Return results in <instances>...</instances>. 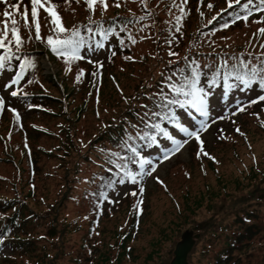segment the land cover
<instances>
[{"label": "rangeland", "instance_id": "obj_1", "mask_svg": "<svg viewBox=\"0 0 264 264\" xmlns=\"http://www.w3.org/2000/svg\"><path fill=\"white\" fill-rule=\"evenodd\" d=\"M150 1L153 5L148 6L154 12V18L157 20L154 25L151 23L152 26L155 27L158 24L157 22L163 23V20L166 22L172 21L169 6H166L167 4L171 5V0ZM218 1L213 9L208 10L209 13H217L224 3L226 4V0ZM15 2L17 0H9V3ZM209 2L214 4L215 0H204V3H201L200 0H189L186 9H189V7L199 9ZM24 3L27 4L28 0H24ZM55 3L59 5L58 10L61 15L69 8L65 5L64 0H55ZM75 3V0H72L69 8L70 12L62 16L65 26L68 23H76L86 16V5L84 4L77 10L73 7ZM108 3L110 7L105 12L107 14L115 8L111 6L114 1L108 0ZM0 4L1 15L6 5ZM125 5L130 8L129 10L132 13L141 15L144 12L143 8L138 3L132 2V0H128ZM73 9L76 10L75 13H72ZM99 9L101 8L98 6L97 10ZM201 11L203 9H200ZM173 12H175V9H173ZM94 15H96V12ZM205 15L206 13H204ZM255 19H258V17H250L247 23L241 21L233 24L223 33L218 31L221 33V36L217 37L218 40L241 45L252 41V45L259 49L258 45L264 43V37L257 40L253 37V33H256L257 29L264 27V25L253 23L252 21ZM167 25L169 28L172 27L171 23H167ZM138 28L139 25H136L131 30L138 42L132 45L127 41V36L124 37L127 46L118 44L115 56L108 49H96L94 52L86 53L91 60L102 62L103 68L100 70L101 75L99 77L92 76V73L97 69L94 63H88V59L73 62L71 71L66 70L68 65L64 63L63 72L60 70V65L50 59L43 50L45 56L42 64H40L41 73L46 76L50 84L39 83V85L44 89H46V85L48 87L51 85L56 89L54 80L50 79L48 74L58 75L59 80L66 87V95L61 99V104L64 102L67 112L56 113L54 117L45 113H40L41 116H38L39 112H29L26 116L30 120L25 123H17L14 118L4 119V117H0V121H2L0 124V197L12 198L17 195L20 200H27L29 210L38 211L40 215L44 214L43 222L50 220L60 224L59 221H62L66 225L67 222L78 217L81 226L87 221L85 211L88 210V206L83 200L75 198V196L83 195L85 192L92 190L94 184L91 178L96 174L99 158L90 155V161L81 164L77 173L76 168L72 167L78 157L76 152L81 154L86 152L88 145L94 139V135L102 128L103 124L124 111L129 99L137 90L143 87L146 77L149 78L151 70L155 73L164 68L162 60H166V53H158L155 50V48H160L159 44L163 40L160 39L159 34L152 41L151 38L141 40V36L151 37L148 35L150 27L145 29L144 32H139ZM154 32L157 33V27ZM24 34V30H22V35ZM45 34H48V32H45ZM155 41H158V43ZM125 49L129 51H124ZM258 51H261V49ZM154 53L155 58L153 59L151 56ZM144 55L148 56L146 61L141 59ZM125 56H131L134 59L126 60L124 59ZM155 63L158 65V70L154 69ZM80 69L84 70V76L80 82H77L76 75ZM6 74L8 75L5 78L1 77L0 79V95L5 100L9 97V90L17 89L15 86L11 89L4 88L6 83H10L11 75ZM33 86L34 84L29 89ZM258 95H261V91L257 88L254 91L232 90L228 96L224 95V90H214L209 98L211 116L214 114L213 118H216L221 114L226 116L232 114L236 111L237 102L241 105L248 104L250 100L256 99ZM52 106L56 108L57 105L52 103ZM9 116H14V114ZM21 119L23 120V116H21ZM261 119H264V107L252 105L241 116L230 119L231 124L226 128V131H229L239 141L240 146L236 154L232 145L226 143L231 151L229 157L220 153L223 143H220V139H216L218 131H213L216 123L211 124L201 138L205 142V151L210 156L213 154L215 157L211 162L214 167L208 161H205L210 156L200 155L198 157L199 145L194 139L180 152L163 162H160L162 153L157 149H152L151 155L147 154L153 162L158 164V167L151 177L146 176L142 181L146 192L144 191L141 199L143 203L147 204V209L137 235L138 250L132 253L130 258L127 257V259L122 260L121 264H170L177 242L181 239L185 230L191 229L195 221H210L209 218L214 211L220 212V217H223L222 213L227 212L217 209L220 207L218 206L220 203L228 206L229 209L233 207V210L240 205L238 199L241 197H232L237 192V186L225 181L228 192L226 193L222 191L223 180H231L239 184L253 183L249 185L248 190L250 191V189H255L254 182H256V179L249 178V175L256 170L255 167H260L263 170L261 176L264 175V128L260 127ZM226 121L227 119H224L222 123ZM241 124L246 127L250 124V140L253 142V148L249 150H253L258 155V166L252 161V153L248 152V148H242L243 135L235 131L237 127L243 130L240 127ZM29 126L33 127L26 130ZM60 130L69 132V137L62 135L60 139V146L68 152L62 166H60V162L64 158L55 155L61 154V152L55 150L61 134ZM43 131L46 134L38 133ZM9 132H11V138H9ZM178 138L182 137L178 136ZM162 143V146L166 144L165 141H162ZM40 146H45L48 150L54 149V154L48 155V150L44 151ZM108 149L114 150L112 146H109ZM29 158L34 160L32 168V161H29ZM203 163L207 170L203 168ZM71 168L73 169L71 170ZM156 177H159V181L163 183L161 184ZM134 186L131 183L118 186L111 195V201L116 203L121 200L123 203L115 207L111 219L107 218L104 221L112 220L115 225L125 227L130 221L128 218L133 210L138 216L139 210L134 207L137 200H139L137 196L124 199L125 193H130ZM163 188L174 193L180 203V209L175 207L173 200L168 197ZM211 191L214 194H211ZM257 194L258 197L254 198L252 202L258 210L255 217L256 227L260 228L259 233L255 236L258 241L249 246L248 251L241 255V264H264V190L258 191ZM111 203L113 204V202ZM199 203L204 205L201 206ZM108 204L107 201L106 205ZM209 204L213 208L212 213L207 208ZM231 216L232 214H227L225 221ZM91 219L94 220L95 215H92ZM181 222L183 223L180 226L179 223ZM70 227L71 225L66 227V230L69 229L66 236L54 240L52 238L54 232L49 233L40 225H31V231H36L37 235L41 234L40 232H45L48 234V239L44 238L41 241L36 239L33 252L30 255L5 256L0 260V264H74L73 261L77 259L76 251L80 249L84 255H89V251L92 250L95 243H86L85 240H81L83 234L88 237V228L86 230L81 229L78 232L76 230L72 231ZM83 227L86 228L85 225ZM228 233L236 235L232 231H228ZM93 236L97 235L94 231H91V237ZM107 236L105 241L103 240L106 244L108 243ZM81 243L83 246L81 245L80 248ZM112 243L114 242L110 241L109 245L112 246ZM202 246L203 241L195 244L194 249L189 254L190 262H197L198 253ZM246 249L244 248V250ZM7 252L8 249H5L3 253L0 252V258L7 255Z\"/></svg>", "mask_w": 264, "mask_h": 264}, {"label": "snow or ice", "instance_id": "obj_2", "mask_svg": "<svg viewBox=\"0 0 264 264\" xmlns=\"http://www.w3.org/2000/svg\"><path fill=\"white\" fill-rule=\"evenodd\" d=\"M77 4L81 0H75ZM134 3L143 8V14L137 16L129 10L128 17H114L111 18L107 26L103 20L104 13L107 12L110 5L108 0H84L88 16L87 24L74 25L71 28L66 27L63 17L59 12V5L55 0H28L25 4L24 0H17L15 3H9V0H0V3L6 5L0 19V71H5L11 62L15 59L19 61V71L11 78L10 83L4 85L5 89H11L13 86L19 85L24 79L28 70L36 67L35 61L30 59L27 55H19L26 43L25 37L22 35V30H27L29 35L28 40L35 39L41 41L45 39L42 37L41 20L46 19L49 26V33L46 36L45 42L50 51L58 58H61L68 65L67 71H71L73 62L88 59V63H94L97 71L92 73L93 77L101 75L103 64L100 61H93L87 57L86 53L94 52L96 49H103L105 42L111 36H119L121 33L127 34V41L135 45L138 41L131 32L130 26L139 25L138 31L144 32L145 29L152 25L143 23L152 19V24H155L154 12L149 8L150 0H132ZM204 3V0H200ZM67 7L70 8L72 0H64ZM128 0H114L111 6L121 8ZM189 0H171L169 6V14L172 16V28L168 31L173 33L170 38H166V43L171 46L176 39V35L182 32L184 21L189 15L186 10ZM227 7L217 12L207 24H212L218 18H221L223 13H228L232 17L231 22L225 21L220 24L221 29H227L238 21L247 23L249 18L255 14H264V0H226ZM102 9L101 20L93 19L97 7ZM207 8L212 9L214 5L207 3ZM175 9V12H173ZM229 10H232L229 12ZM75 11L74 9L72 10ZM46 14V15H43ZM200 16L204 13L201 11ZM174 21V23H173ZM253 23L264 25V15H259L258 19L252 21ZM207 26V25H205ZM83 29V33H82ZM34 34V37H33ZM97 36L99 39H97ZM253 37L259 40L264 37V27H259ZM149 36H141L140 39H150ZM118 43L121 46H127L125 39H120ZM249 44L253 47L252 41ZM261 51H250L247 53H240L223 59L216 67L208 64L201 65L196 60H189L184 57V66L179 67V61L169 60V64H176L167 75L161 73L163 78L162 85L158 92L151 94L153 100L152 107L148 105H141L145 109L143 114H138L139 124H131L133 131L125 132V135L120 138L116 145V150L102 149L105 153V164L110 167L107 171L115 175L105 181L101 178V189L98 193H94L100 203L109 200L107 190H114L116 185H125L131 183L132 185H139L138 191L134 190L125 195L142 196L145 189L142 181L146 176L151 177L156 172L158 164L153 162L151 158L142 154L145 149L156 147L157 151L161 152L160 162L170 159L173 155L180 152L191 140L198 142L199 151L198 157L203 155L209 157L210 154L205 151V142L202 140V134L206 132L212 123L216 120L211 119L210 111V96L212 88L216 87L221 82L223 83L224 95L228 96L232 90L240 91H254V85L264 91V43L258 45ZM83 50V51H82ZM115 56V51L112 52ZM168 55L178 56L179 54L169 48ZM247 56V59H245ZM126 60H133L134 57L125 56ZM234 61L230 63L229 61ZM205 70H208L207 72ZM202 84V77H208ZM84 76V70L80 69L76 75V81L80 82ZM28 84L34 83L32 79L27 80ZM167 89V91L165 90ZM23 93V89H16L10 91L12 97H17ZM27 95V93H23ZM264 102V94L258 95L256 99H252L248 104L241 105L237 102L236 111L232 115L246 111L247 107L252 104ZM32 107V105H30ZM5 110V98L0 96V113ZM14 114V120L19 123L21 116L15 109H10ZM181 110V111H178ZM195 113L196 115H194ZM197 116L199 119H197ZM188 117V119H185ZM225 116L216 117L217 120L225 119ZM171 126L172 131L169 130ZM264 126V122H262ZM237 133H241L239 127L235 129ZM182 137V138H178ZM11 138V132H9ZM166 142L161 147V139ZM27 146V145H26ZM213 160L214 157H211ZM133 167L138 170L134 171ZM159 181V177H156ZM161 184L162 181H159ZM115 202V201H111ZM143 200H137L134 205L135 208L142 211L141 205Z\"/></svg>", "mask_w": 264, "mask_h": 264}, {"label": "trees", "instance_id": "obj_3", "mask_svg": "<svg viewBox=\"0 0 264 264\" xmlns=\"http://www.w3.org/2000/svg\"><path fill=\"white\" fill-rule=\"evenodd\" d=\"M114 1V0H112ZM219 2L215 0V4ZM84 5V0H81L79 4L75 3L73 5L74 9L82 7ZM153 5V4H151ZM166 6H170L167 4ZM219 6V5H218ZM227 4L224 3L221 9L226 8ZM127 5L122 6L121 8H114L111 13H104L103 20L105 21V26H107L108 22H110L111 18L114 17H128L130 13L123 14L124 12L128 11ZM200 9H203V13H206L205 16H200ZM213 9V8H212ZM220 9V10H221ZM189 12L188 17L184 21V25L182 28V32L175 34L176 39L171 46H169L165 41L166 38H170L173 33L168 31L169 26L167 25L166 21L163 20V23L157 22L156 26H151L153 30L157 27V34H159L160 38L163 40V44L165 46L164 53H166V60H162L164 62V68L159 70L157 74L151 73V78L146 77L144 82V86L137 90L140 92L134 93L132 98L129 99L126 108L123 112L117 115L115 118H111L107 120L102 128H100L97 133L94 135L93 141L88 145V149L84 153H79L77 159L74 161L72 167H75L78 173L79 166L85 162L90 161V155H95L99 158L97 163L98 169L96 170L95 176H92L91 181L94 184L91 191L85 192L83 195L75 196V198L83 200L87 206L88 210L85 211L86 218L88 217L87 225L84 223L80 226L79 218L76 217L73 221L67 222L68 224L62 223L59 221L60 224L56 221L47 220L43 222L44 214H39L38 211L29 210L28 209V202L27 200H20L19 196L15 195L12 198H4L0 197V244L2 246H6L7 243H10V250L12 253L18 254L20 252L30 251L32 246L35 244L36 239L41 240L39 235H37L36 231H31V225H40L49 233H53L54 235L58 236V239L61 236H66L69 232L68 227L71 225L72 231L76 230L80 232L81 229L88 228V237L83 234L81 240H85V242H93L95 243L92 247V251L89 255H84L81 250L77 253V259L73 261L74 264H109V263H118L121 264L122 260L131 257L132 253L138 250L137 245V235L139 233L140 219L141 216L138 214L136 216L135 210L131 212V216L128 218L130 219L127 226L123 227L122 225H115L112 220L104 221L105 219H111L112 209L109 208L110 204L107 206L106 211L103 212V204L104 202L100 203L98 198L94 196V193H98L101 189L99 185L101 184V178L107 181L109 178L114 177L115 169L112 173L107 171V168L110 167L109 165L105 164V153L102 152V149H108L109 146H112L114 150H116V145L119 142L120 138L125 135L127 131H133L130 127L131 124H139L138 114H143L145 109L141 107L142 103L144 105H148L152 107L153 100L150 98L152 93L158 92L161 85L163 78L161 73L165 75L169 74L171 70L177 67L176 64L170 65L168 62L169 60L172 61H179V67L184 66V57H188L189 60H196L201 65L208 64L212 67H216L219 63L223 61V59L227 57H231L233 55H238L240 53H247L250 51L259 52L258 48L250 46L249 42L241 44H229L223 40H218L221 36V33L225 32L226 29H221L220 24L228 21L231 22L232 17L229 16L228 13H223L221 18H218L212 24H207V21L214 16V13H209V8L206 5L201 6L199 9L196 7H189L186 9ZM220 10L218 12H220ZM70 9L67 8L63 13H69ZM76 11V10H75ZM75 11L72 13H75ZM86 11V16L79 20L78 22L68 23L66 27L71 28L74 25H83L87 24L88 16L90 15L88 10ZM101 11L102 9L96 10V15L93 16V19L99 21L101 20ZM63 14V15H64ZM46 15L42 13V16ZM62 15V16H63ZM139 16L138 14H136ZM152 19L150 18L145 23L150 24L152 23ZM155 19V18H154ZM68 21V20H67ZM157 21V20H155ZM159 21V20H158ZM42 29L41 34L42 37L45 38L49 33V26L48 21L46 19L41 20ZM237 24V23H235ZM207 25V26H205ZM131 30L133 26H130ZM172 28V27H171ZM220 31V32H218ZM48 32V34H45ZM132 32V31H131ZM24 37L26 43L19 55L24 56L27 55L30 59L35 61L36 67L34 69H30L27 73L26 78L24 79V84L21 86V89L25 91L29 89V87L34 84V86L29 89L33 91H37L36 94L31 95H24L20 94L18 97H22L26 100V104L29 105H46L49 103H56V108L53 111L44 110L42 113L46 115L54 117L56 113H63L67 112V108L64 102L61 104V99L66 95V87L65 84L59 80L58 75L48 74L50 79L54 80V87L51 85L48 87L46 85V89L42 88L39 83L50 84L47 80L45 75L41 73V59L45 56L43 50L45 51L46 55L52 59L53 61L57 62L60 65V70L64 72V63L65 61L61 58H58L55 54H53L50 49L48 48L45 39L41 41H37L34 38L28 40L27 37L29 32L24 30ZM83 33V29H82ZM122 34V33H121ZM34 37V34H33ZM114 37V36H111ZM109 37V39L111 38ZM97 39L98 36H97ZM226 43V44H224ZM162 44V48H163ZM167 46V47H166ZM169 48L172 51L178 53V56H169ZM258 49V50H257ZM247 59V56H245ZM18 60H13L11 64L16 66ZM230 63L234 61L230 60ZM159 63V62H157ZM155 63V64H157ZM206 72L208 70H205ZM211 73L208 74V77H202V84L207 88V84L204 83L207 78H210ZM32 79L34 83L28 84L27 80ZM52 81V80H51ZM67 84V81H66ZM223 84L222 82L218 85ZM167 91V89L165 88ZM151 92V93H150ZM146 95V96H145ZM60 108V111H59ZM41 116V115H40ZM243 122V121H242ZM231 121H228L226 124L222 125L219 130L229 127ZM244 131V132H243ZM242 131V148H248V152L254 153L252 149L253 142L250 140V124L248 127ZM38 133H45L38 132ZM60 137L55 147L56 151L61 152V154H55L60 156L62 161L60 162V166L64 163L68 156V152L65 151L60 146V139L62 135L69 137V132L64 130L62 132L60 130ZM46 134V133H45ZM217 139V138H216ZM221 142L223 143L222 148L220 149V153L224 154L225 156H230L231 151L226 146V143H229L233 147L234 153L237 152L238 147V140L235 139L233 135L230 134L229 131L225 132L224 136L220 135ZM232 141V143H230ZM40 148L44 151L48 149L45 146H40ZM54 149L48 150L47 154L50 155L55 151ZM54 154V153H53ZM237 154V153H236ZM35 157V155H34ZM1 159V158H0ZM259 160V157H258ZM29 161H32L31 168L33 166L34 160L29 158ZM219 161V160H218ZM212 167H214L211 162L209 163ZM256 170L249 175L250 179H256L254 190L250 188L249 185L253 184H239L232 182L231 180H223L224 185L222 186V191L227 192V185H225V181L228 183H233L237 187V192L232 197L240 196L241 198L238 199V202L243 205L237 206L234 210L233 207L230 209L228 206L223 205V203L218 204L217 209L223 212L224 216L220 217V212H213L210 216V221H203V222H194L193 227L197 231V237L199 242L203 241V252L197 258V262L195 264H224L227 261H232L234 264H241V255L248 251V247L255 244L258 240L255 238L256 234L259 233L260 228L256 227L255 217L258 214V210L255 205H253L254 198L258 197L257 192L260 190H264V175L261 176L263 170L259 167H255ZM258 168V169H257ZM73 168H71L72 170ZM216 170V169H215ZM71 185V184H70ZM258 185V186H257ZM241 188V189H240ZM211 189V187H210ZM165 193L170 195L171 190L164 189ZM247 190V192H245ZM211 194L214 192L211 191ZM230 196V195H228ZM219 197V195H218ZM123 203V202H122ZM121 203V204H122ZM120 204V205H121ZM201 206L204 204L199 203ZM198 205V204H197ZM222 205V206H221ZM208 210L212 213V206L209 204L207 205ZM113 209L115 207L112 205ZM51 209V208H50ZM146 207L143 208V214L146 212ZM231 211V212H229ZM89 214L92 216L95 214L94 220H89ZM232 214V216L225 221L226 215ZM26 218V219H25ZM143 219V218H142ZM30 222V223H29ZM29 223V224H28ZM183 222L179 223L181 226ZM86 226L84 228L83 226ZM80 226V228H78ZM91 231H94L97 236L91 237ZM228 231H232L236 233V235L229 234ZM46 235V234H44ZM108 235V236H107ZM7 238H2V237ZM13 236V237H10ZM107 236L108 243L106 244L105 238ZM220 237L219 241L218 238ZM9 238V239H8ZM104 240V241H103ZM113 241V245L110 246L109 242ZM218 243L223 248H228L224 251L217 250ZM83 246V245H82ZM244 248H247L244 250ZM234 253V256L231 257V253ZM233 258V259H232ZM207 260V262H206Z\"/></svg>", "mask_w": 264, "mask_h": 264}, {"label": "water", "instance_id": "obj_4", "mask_svg": "<svg viewBox=\"0 0 264 264\" xmlns=\"http://www.w3.org/2000/svg\"><path fill=\"white\" fill-rule=\"evenodd\" d=\"M194 245L192 231H186L182 235V240L177 243L174 251V258L171 264H188L187 257Z\"/></svg>", "mask_w": 264, "mask_h": 264}]
</instances>
